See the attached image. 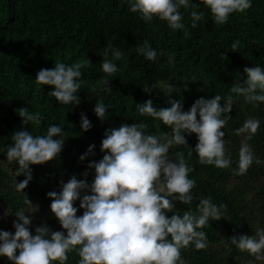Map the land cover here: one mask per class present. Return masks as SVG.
I'll return each instance as SVG.
<instances>
[{
	"label": "trees",
	"instance_id": "1",
	"mask_svg": "<svg viewBox=\"0 0 264 264\" xmlns=\"http://www.w3.org/2000/svg\"><path fill=\"white\" fill-rule=\"evenodd\" d=\"M251 4L243 13L231 14L226 24L217 25L201 0H189L188 9H179L185 29L173 30L166 21L153 18L146 22L138 13H131L129 0H0V160L7 159V146L13 143L11 137L17 131H27L35 137L46 135L47 129L56 125L68 134L59 156L41 165H30L32 179L23 194L16 193L9 184L8 173L0 167V206H7L10 215L16 218L18 211L29 206L25 203L26 196L33 206L48 213L29 218V231L35 236L37 227L46 226L50 238L58 219L51 212L52 199L48 193L55 192L58 196L60 185L73 177L93 185L96 172L89 165L99 163L108 154L101 150L106 133L140 123L146 125L145 135L157 136L158 131L163 136L171 133V128L162 121L141 116L136 105L151 100L160 110L170 108V100L180 101L182 111L188 112L201 98L220 95L226 99L231 95L233 99L243 100L230 92L232 86L236 83L244 86L246 67L264 69V0H251ZM192 5L205 14L196 28L191 27ZM145 41L157 52L155 61L136 51ZM236 41L239 47L233 52L232 44ZM108 48L123 53L120 60L113 61L119 69L113 76H106L101 69ZM108 58L112 59L111 52ZM56 62L84 65L81 77L77 78L79 104L62 105L49 95L54 91L53 86L35 83L37 73L41 69H53ZM105 78L110 92L104 90L106 85L97 84ZM160 80L173 91H163ZM257 94L264 92L258 89ZM98 102L107 107L103 119L95 113ZM225 103L222 99L221 106ZM21 108L33 114L39 112V123L25 124L19 116ZM225 115L230 118L221 131L224 138L236 143L239 136L234 132L243 126L245 114L240 107L232 106V111ZM253 116L259 119L260 127L250 142L264 151V103L253 106ZM82 117L90 122L87 131L82 129ZM183 135L186 145L174 144L169 157L175 160V153L184 152L188 166L194 169L189 174L196 181L192 190L194 199L185 205L169 197L174 207L165 214L171 218L173 214L182 216L189 209L195 212L201 197H210L217 207L226 205L220 221L210 219L209 226L201 229L206 233L207 248L196 250L190 245L181 250V258L185 264H229L218 248L221 245L228 258L248 255L231 243L233 237L248 236L244 203L239 199L241 189L230 184V166L219 169L201 165L195 152L197 135ZM81 156L85 159L81 160ZM24 179L21 175L17 183ZM262 192L264 195V189ZM16 222L0 221V231L14 235ZM59 232L67 236V231ZM79 260L78 251H72L65 264H79ZM0 264L13 262L0 256Z\"/></svg>",
	"mask_w": 264,
	"mask_h": 264
},
{
	"label": "clouds",
	"instance_id": "2",
	"mask_svg": "<svg viewBox=\"0 0 264 264\" xmlns=\"http://www.w3.org/2000/svg\"><path fill=\"white\" fill-rule=\"evenodd\" d=\"M201 3L210 9L217 25L226 24L231 14L243 13L252 7L251 0H201ZM129 4V11L138 13L146 22L158 18L166 21L173 30L185 29L179 9H188L189 0H129ZM192 8L191 27L196 28L205 14L195 10L198 8L196 5H192ZM184 34L188 36L186 30ZM238 47L239 41L234 42L233 52ZM136 51L149 61L157 59V52L147 41ZM109 52L112 59L108 58ZM122 57L119 49H105L102 72L106 76L116 74L119 69L113 61ZM82 67L84 65L79 62L70 66L56 62L51 70L41 69L35 83L53 86L54 91L49 95L62 105L79 104L76 93L80 84L77 78L82 75ZM244 73L247 76L244 86L236 83L230 92L242 97L245 104L256 106L258 102L264 103V94H257L258 89L264 92V69L259 66L246 67ZM97 84L106 85L104 90L107 92L112 90L107 86L106 78ZM168 91H173L171 86ZM222 99L226 101L223 107ZM169 103L170 108L160 110L153 106L151 100L136 105L141 116L162 121L171 128L164 142L156 135H145L144 123L121 126L110 134L106 133L101 150L108 154L99 163L89 165L95 168L96 177L91 187L93 194L81 200L80 207L84 209L82 216L77 217L73 202L79 198V190L87 187L86 182L73 177L63 185L59 196L55 192L48 193L52 199L51 212L67 231V236L57 231L47 238L49 229L46 226L37 227L33 236L28 227L31 220L21 210L16 213L18 222L13 225L14 235L0 231V256L7 257L13 264H65L68 253L78 251L79 264H185L181 258L182 249L190 245H194L196 250L206 249V233L201 229L209 226L210 219L220 221L227 206L217 207L210 197H201L195 212L189 209L182 216L173 214L168 218L165 213L173 210V199L185 205L191 204L194 199L192 190L196 187V181L189 178L194 169L188 166L184 152L175 153L173 160L169 157V149L174 144L186 145L183 133H194L198 137L195 152L199 163L227 169L231 160L226 156L225 133L221 129L230 118L225 114L232 111L234 100L231 95L226 99L220 95L212 99L201 98L188 112L182 111L180 101L170 100ZM106 109L102 102H98L95 113L103 119ZM19 116L25 124L40 121L39 112L33 114L25 108L19 109ZM81 126L87 131L91 125L87 118L82 117ZM259 127V119L249 117L242 127L235 130L234 135H243L245 141L251 140ZM67 135L61 126L56 125H51L46 135L41 136L34 137L27 131L13 133V143L6 149L7 162H17L19 167L15 175L25 176L22 182L15 181L16 193L23 194L32 179L30 165H41L59 156ZM191 155L192 151H189L188 156ZM80 159L84 160L85 156ZM253 162L251 147L246 142L242 143L235 174L245 175ZM255 163L262 161L255 158ZM24 197L32 212L37 211L31 201ZM231 243L241 253L246 252L256 260H264V230H257L253 237H233ZM17 250L19 255H16Z\"/></svg>",
	"mask_w": 264,
	"mask_h": 264
},
{
	"label": "rangeland",
	"instance_id": "3",
	"mask_svg": "<svg viewBox=\"0 0 264 264\" xmlns=\"http://www.w3.org/2000/svg\"><path fill=\"white\" fill-rule=\"evenodd\" d=\"M159 85L163 91L168 92V86L162 80H160ZM234 104L233 106L240 107L244 114L245 119L253 116V106L245 104L242 99H233ZM157 136L161 139V142H164V137L160 131L157 132ZM225 141V150L226 156L231 160L230 164V171H231V179L230 184L236 188H240V198L244 203V224L248 231V236L253 237L256 235L257 230H264V151L261 149L255 148L250 140L245 141L244 136H239L238 141L233 143L230 138H224ZM248 143L251 147L254 155V162L248 169L245 175H236V171H238V161H239V149L242 143ZM171 153V148L169 149V156ZM255 158H259L262 163L257 164L255 163ZM0 167H2L9 175V184L11 187L14 186L15 181L18 182L20 176H16L15 172L18 170V163L12 162L8 163L6 160H0ZM78 181H83L81 179H77ZM85 182V181H84ZM87 187L84 189L79 190V198L73 202V206L77 209V217H80L84 213V209L80 207L81 200L86 195H92L90 183L86 182ZM63 190V185H60L59 191L60 193ZM59 193V195H60ZM58 195V196H59ZM33 206V205H32ZM34 208H37L33 206ZM38 209V208H37ZM25 212V216L28 218L34 219L36 217H40L41 215H47V211L38 209L35 212H32L31 206H27L22 209ZM16 218H13L8 210V207L5 205L0 206V221L3 223H13ZM54 232L59 230H64L60 225L59 221L57 220L52 227ZM219 250L222 252V256L229 264H264V260H256L255 257L248 255H237L234 258H228L226 255L225 248L221 245L218 247ZM264 255V252H262Z\"/></svg>",
	"mask_w": 264,
	"mask_h": 264
}]
</instances>
